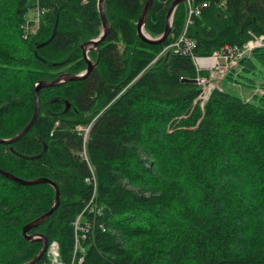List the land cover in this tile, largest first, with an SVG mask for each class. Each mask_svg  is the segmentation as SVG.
<instances>
[{
  "label": "trees",
  "instance_id": "1",
  "mask_svg": "<svg viewBox=\"0 0 264 264\" xmlns=\"http://www.w3.org/2000/svg\"><path fill=\"white\" fill-rule=\"evenodd\" d=\"M146 1L104 0L108 30L87 52L90 71L39 88L29 130L0 143L1 170L59 189L58 205L27 234L56 241L65 264H264V95L246 101L216 87L201 107L200 85L183 81L196 77L192 58L156 59L182 31L184 4L167 38L153 44L137 34ZM173 1L152 0L145 33L163 34ZM209 2L187 29L196 55L264 35V0ZM36 7L43 12L27 34ZM101 30L98 0H0V139L29 123L40 82L87 68L83 45ZM235 71L229 80L254 89L264 80V46ZM91 169L101 211L80 216L84 251L74 254L73 223L92 196ZM54 201L51 184L21 185L0 173V264L40 252L41 239H25L23 227ZM47 262L45 252L34 264Z\"/></svg>",
  "mask_w": 264,
  "mask_h": 264
},
{
  "label": "built area",
  "instance_id": "2",
  "mask_svg": "<svg viewBox=\"0 0 264 264\" xmlns=\"http://www.w3.org/2000/svg\"><path fill=\"white\" fill-rule=\"evenodd\" d=\"M182 3L184 4L185 8V21H184V28L180 32V34L167 46H165L162 50L161 54H166L168 52H172L174 54H186L192 58V61L195 66L196 70V81L197 84L200 85L201 91L197 97V100H203L205 102L210 95L211 91L216 88L221 80L224 79L228 73H234V69L239 67V62L243 57L249 56L251 51L260 46H264V35L260 36H253L250 40H248L245 44L241 47L237 45H225L221 49L213 52L210 56H200L196 55L193 52V48L195 47V41L187 35V27L192 23L193 18L200 16L201 13L205 8H207L210 4L209 0H183ZM223 5V1L220 3ZM177 7V6H176ZM173 10L171 20L173 18V14L175 9ZM39 7H36L32 12L31 15L26 19L25 23V30L27 34L29 31H32L33 26H38L40 14L36 18L33 17L35 10ZM32 26V27H31ZM211 59H214V63L211 62ZM227 62H231V64L227 65ZM206 71L208 75L202 76V72ZM254 94L264 95V90L260 87L254 89L253 93L250 96H242L246 101L250 100ZM79 131L84 130V137L86 138L88 128H83L81 126L77 127ZM86 158V156H85ZM86 183L92 185L93 193L95 194L96 190V181L93 169H91L90 177L85 179ZM100 210L97 211V214ZM80 215L75 219L73 225L75 228V242H74V254L78 251L83 252L84 247L81 245L80 238L78 235V230L83 229L85 230L80 224ZM81 237H85V234H81ZM47 257L49 262L46 264H65L59 260V252L56 241H52L48 245L47 249ZM83 257L80 255L78 261H82Z\"/></svg>",
  "mask_w": 264,
  "mask_h": 264
},
{
  "label": "water",
  "instance_id": "3",
  "mask_svg": "<svg viewBox=\"0 0 264 264\" xmlns=\"http://www.w3.org/2000/svg\"><path fill=\"white\" fill-rule=\"evenodd\" d=\"M103 1L104 0H98V9H99L101 23H102V30H101V32L97 38L92 39L83 45V55H84L85 59L87 60V65H88L87 68L85 70H83L82 72L75 74V75L64 74V75L58 77L57 79H55L53 81L40 82L36 86V89H35V102H34L35 106H34V112H33L31 120L23 128V130L20 133H18L17 135H15L14 137L9 138V139H0V143L13 142L29 130V128L33 124V122L37 116V113L39 111V105H38V89L39 88L58 85L65 80H79V79L83 78L90 71V69L92 68L94 63L89 59L87 52L90 48H95V49L97 48L99 43L104 39L105 34L108 30V23H107V19H106L105 13H104V9H103ZM182 1L183 0H174L173 3L169 6V9H168V12L166 15V28H165L163 34H161L158 37H151L149 34L145 33V31L143 29L144 21H145L149 7H150L151 2H152V0H147L145 3V6H144V8H143V10L139 16V19L137 21V34L139 35V37L142 38L144 41L149 42V43L161 44L167 38V36L170 32V27H171V22H172L171 16H172L173 10ZM183 81L190 82V83H197L196 79H194V78H183ZM0 173L3 174L5 177H7V178H9V179L21 184V185H33V184H40V183H49L55 189V201H54L52 208L47 213L40 216L38 219L29 222L28 224L24 225V227H23V235H24L25 239L33 240V239L39 238V239H41L42 244H43L40 252L32 260L24 263V264H34L40 258V256L45 253L47 246H48V242H47V239L45 236L35 237L34 235H28L27 232L30 228L36 227L41 222H43L51 214L52 210L58 205V203H59V189H58L57 185H55L51 180H49L47 178L24 180V179H21V178L14 176L11 173L5 172L1 169H0Z\"/></svg>",
  "mask_w": 264,
  "mask_h": 264
},
{
  "label": "rangeland",
  "instance_id": "4",
  "mask_svg": "<svg viewBox=\"0 0 264 264\" xmlns=\"http://www.w3.org/2000/svg\"><path fill=\"white\" fill-rule=\"evenodd\" d=\"M30 16V15H29ZM95 39V38H94ZM250 40V39H249ZM164 48V47H163ZM163 48H162V50H163ZM162 50L159 52V54L156 56V59L160 56V55H163V54H161L162 53ZM236 69H238V67H236L235 69H234V73H236ZM202 76H206V75H208L207 74V72L206 71H203L202 73ZM229 74V73H228ZM232 74V73H231ZM234 75V74H233ZM219 87H221L222 89H228V90H230V91H232V92H235V93H238V94H240V95H242V96H250L252 93H253V91H254V89H256L257 87H260L261 89H263L264 90V88L261 86V85H264V80H257V84H256V86H255V88L254 89H252L251 91L250 90H246L245 88H243V86L242 85H239L238 83H234L232 80H229L228 78H227V75L224 77V79L222 80V82H221V80H220V82H219ZM199 101V104H200V106L201 107H204V103L205 102H203V100H198ZM86 128V127H85ZM57 243V242H56ZM57 247L59 248V246H58V243H57ZM46 256H47V251H46ZM59 258V257H58Z\"/></svg>",
  "mask_w": 264,
  "mask_h": 264
},
{
  "label": "bare ground",
  "instance_id": "5",
  "mask_svg": "<svg viewBox=\"0 0 264 264\" xmlns=\"http://www.w3.org/2000/svg\"><path fill=\"white\" fill-rule=\"evenodd\" d=\"M42 12H43V10L40 9V8H38L37 10H35L33 17L36 18V17L38 16V14H40V13H42ZM171 26H172V25H171ZM183 28H184V27H183ZM187 29H188V27H187ZM157 37H158V36H157ZM91 40H92V39H91ZM211 62L214 63V59H211ZM226 64L229 65V64H231V62H227ZM194 79H195V78H194ZM217 87L220 88L219 85H218ZM98 210L101 211V208L97 206L96 193H95L94 195L91 196L90 201L88 202V204L86 205V207H85V208L83 209V211L81 212V217L84 215L85 212H89V213H92V212L94 213V212H95V213H97ZM86 225H88L87 222H86ZM85 228H86V226H85ZM35 237H40V236L35 235ZM48 245H49V244H48ZM47 249H48V246H47ZM47 249H46V251H47ZM46 251H45V252H46Z\"/></svg>",
  "mask_w": 264,
  "mask_h": 264
}]
</instances>
